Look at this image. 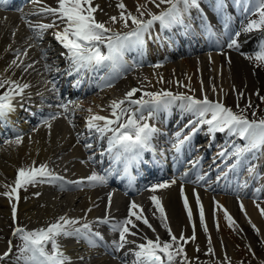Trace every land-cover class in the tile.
Masks as SVG:
<instances>
[{
  "label": "bare ground",
  "instance_id": "bare-ground-1",
  "mask_svg": "<svg viewBox=\"0 0 264 264\" xmlns=\"http://www.w3.org/2000/svg\"><path fill=\"white\" fill-rule=\"evenodd\" d=\"M203 1L207 5L213 6L212 8L216 11L215 15L220 16L222 20V25H230L229 15L232 8L229 9L228 13V9L226 12L220 11L217 8V2L214 0ZM120 2L121 0H93V6L99 5V9H101V11H98V9L94 15L97 21L105 22L114 31L126 32L129 29L124 28L122 23L113 24L110 21V17L112 16L119 17L121 9L117 5ZM122 2L126 6L127 12L138 15L136 12L137 5L145 4L146 0H122ZM44 6L55 8L57 7V0H41L40 3H34L32 0L31 4L25 7L29 9L22 12L23 17H32L25 18V20H17L9 12H0V80L7 79L18 81L20 84L26 83L30 85L29 88L24 90L23 99L17 97L14 101L15 111L10 113L5 121L0 122V140L7 138L8 143L6 147L11 146L8 152H5V146L0 148V155L8 157L9 161L12 160L11 165L19 163L22 167L26 165L30 167L34 164L38 167L41 164H46L48 169L56 175L60 172H67L69 174H66L71 177L77 176L75 181L82 180L91 175L93 171L88 160L93 159V155L98 151L96 149L99 146L98 144H100L102 139H106L107 137L101 138L94 130L89 131L86 128L85 121L90 114L88 110L91 109L92 113L112 118L110 117V103L113 100L123 99L129 90L136 88V85V89H139V91L135 93L132 99H140L139 93L157 92L161 88V90L171 91L174 94L183 93L199 99L207 95L211 101L222 100L225 106L234 111L245 109L244 103L256 91L258 82L254 66L245 58V55L241 54L244 53L243 50L253 46L257 42V33L255 31L242 34L239 37V43L241 44L239 50L229 49L225 46L217 52H211L210 55L198 54L200 51L198 48L202 46L200 45L198 48H191L190 50L192 51L189 52L190 54L188 53L189 56L175 59L178 54L183 53L181 50L190 45L189 42H196L202 36L210 39L211 36L206 31L208 25L211 26L214 33L218 32L215 23L209 17H202L200 15V7L198 6L190 9L188 15L191 19H193L192 17L195 18L194 22L200 28L198 33L190 29L187 30L190 32L189 34L184 28L183 32L180 27L162 30L158 23L155 24L151 30L150 39L146 38L145 40L146 42L150 41V43L145 44L142 50L128 51L129 55L136 58L134 63L141 64L137 68L135 67L134 75L128 74L129 69L127 70L126 66L121 72L114 74L113 79L106 78L98 86H94L83 92L81 95L82 99L74 100L72 103H68L65 100L62 101L61 104L68 105L67 112L62 108L63 112H52L51 118L46 119L48 123L41 122V124L29 127L25 117L31 116L33 110L40 113V97L48 96V92H50L53 85L52 82L57 83L55 76L57 71H46L45 65L56 66L53 69L63 68L66 70V63L68 61L66 56L60 53V50H63V53H66V50L54 38V32L58 31V28L54 27L44 31L42 39H48V42L42 44V39H37L33 28L29 26V23L32 26L52 23L53 17L51 15L36 14ZM165 7L167 5H161L160 8H157L154 4L147 3V9L153 13H158ZM101 13H104V15H101ZM233 16L236 27L232 31L234 35L249 20L242 18L241 20L243 21H241L236 10L233 11ZM144 18L147 19L148 17L145 16ZM128 23L132 27L131 21ZM164 32H168L171 35L173 42L163 43ZM37 43L40 44L35 47ZM169 45H171L173 50L171 52L166 50ZM175 46L179 48L176 49ZM102 50L106 51V49ZM44 54H46V59L42 58ZM13 60H16L20 67L12 65ZM145 60H151L153 65L144 64L143 61ZM29 64L32 67L25 71L24 68ZM158 64L160 66L156 67ZM107 71L112 72L113 70L108 68ZM93 72H81L80 80L86 78L85 81H88ZM136 79H138V82H136ZM161 79L163 82H161ZM109 84L111 86H108ZM202 88L203 91H201ZM213 88L216 89L215 92ZM238 93H243V95H238ZM144 98L147 99V97ZM178 103L171 106L168 110L158 111L155 117L149 119L147 122L156 127L153 121H163L164 127L167 126V129H170L168 124H175L176 121L181 122L179 119L173 120L177 117L180 118L181 115L188 121L194 120L195 117L190 113L182 111ZM124 107H130L135 112L137 106L126 104ZM18 113H24L25 116L18 118ZM55 113L65 115L67 117L66 121H61L58 116H54ZM148 113L149 108L146 106L137 113V116L143 115L147 117ZM245 115L249 119L247 109L245 110ZM52 117L55 118L53 119ZM124 119H127V114ZM30 128V133L25 134ZM203 129L208 134L206 142H204L202 148L198 147L200 143H197L195 152L200 153L201 157L206 152L208 145H212V143L214 145L213 153L205 155L207 157L204 158V162H202L203 164L200 167L202 170L196 171L195 169L196 165L201 163L202 158L188 157L189 159H187L182 168L184 174H188L185 177L187 181L180 180L179 175L174 173L168 182H171L175 178V184H171L170 187L164 189H157L155 192L149 188L139 198L132 201L143 209V217L148 220L151 228L142 221H137L135 216L131 217L132 221L138 226L137 228H132V231L137 232V235L128 236V239L135 241V244H127V250L121 254L125 260V264H134L135 257L133 250H135L136 244L144 243V236L155 240L156 236L159 235L162 240H169L168 232L161 225L159 212L156 211L153 202L150 200L152 195H156L161 201L168 217L169 227L177 237L180 236L182 231L185 237H191L194 231L193 224L195 225L196 239L194 241L190 240L187 244L183 245L188 257V264H240L241 258L245 254L253 260V263L264 264V217L261 216L259 209L256 207V203H260V207L264 208V187L261 186V184H264V154H258L255 158L249 156L248 158L251 160L243 168L247 171L249 163L256 165L255 177L249 176L248 172H244V177L248 175L245 182L251 180L254 182L253 184H246L242 188L243 190L239 189L236 192L232 191L227 194L218 192L222 189H227L228 186H232L229 184H232L234 180H231L229 177L224 178L226 175L224 168L219 169L214 174L219 179H217L218 177L208 176L210 170L207 163L210 160L216 159L214 164H220L223 157L219 158L218 153L222 150L232 149V146L237 141L240 143L239 145H242L243 141L236 136H232V140L224 145L220 141L225 138L227 132L209 133L207 125H203L201 130ZM13 133L17 135L22 133V141L19 144L11 141ZM159 133L160 131L153 137L151 144H156V141L159 143L157 136ZM187 133L185 132L184 134L186 135ZM108 135H111V133ZM171 136L169 138L172 141L170 146L166 147L168 148L166 152L171 157L173 156L175 161L183 160L186 157H183V154L190 149V144L187 142L180 152H177L173 148L175 137ZM215 137L218 140H215ZM86 144H91L92 147L87 148L85 147ZM90 157L91 159H89ZM229 159L233 160L231 162L227 160L230 163L229 165H231L234 162V158L231 157ZM194 161H197V164L195 163L194 165ZM149 166L152 167L154 165L150 164ZM5 167L11 168L8 165ZM226 170L228 173V168ZM198 176H204L205 179L197 183ZM229 180L231 181L229 182ZM240 181L241 186L245 185L242 180ZM181 185H183L184 198L188 200L189 206L193 210V223H189L184 209ZM80 186V189H76L77 185L69 183V190H66L59 185V181H54L47 185L39 184L36 192V194H39L36 196L37 199L33 201L31 199L28 203L31 210L30 214L26 215V219L28 220L26 224L34 226V229L46 227L50 222L55 221L57 217L63 215H67L70 218H79L81 222L88 221L94 224L101 214L113 206V199H111L109 206V199L104 198L105 192L98 185L89 186L87 181H85ZM7 188L10 191V188ZM60 189L65 190L61 191ZM197 194L204 209L208 228L207 234L199 222V212L196 207ZM114 200L117 202L118 207L125 203L122 199L118 200L115 198ZM7 201L9 199L5 196L2 203H7ZM214 201L222 205L223 209H226L231 215L235 221L233 228L229 227L224 218V211L217 209ZM8 203H10L11 207L13 203L16 204V208L20 206L19 199L13 198ZM241 204H243V211L241 210ZM148 209H150V212ZM133 211L139 214L140 209H134ZM217 224L219 225L218 229ZM253 225L258 229V234L257 231H254ZM25 229H28L27 226ZM209 238L211 239V246L214 249L215 255L205 254L209 246ZM75 239L73 237L70 240L68 239L69 241L67 242H59L63 251L71 258V264H119L113 259H108L96 247H90L84 240ZM100 242H103V245L105 244L102 240ZM237 242L240 243L237 245ZM106 246L113 247L112 242L107 243ZM7 248L8 246L4 240L0 239V255L7 251ZM197 248H199V251H197ZM249 248H251V251H249ZM179 260L180 258H177V264H179Z\"/></svg>",
  "mask_w": 264,
  "mask_h": 264
},
{
  "label": "snow or ice",
  "instance_id": "snow-or-ice-1",
  "mask_svg": "<svg viewBox=\"0 0 264 264\" xmlns=\"http://www.w3.org/2000/svg\"><path fill=\"white\" fill-rule=\"evenodd\" d=\"M6 2L7 0H0V4H5ZM33 2L40 3L41 0H33ZM147 3H152L157 8H160L161 5H167V7L158 13H153L147 9ZM244 3L245 11L251 10L258 18L249 20L246 25H242L240 31L229 37L227 44L229 49L239 50L241 48L239 37L242 34L251 33L254 30H264V0H244ZM117 6L121 9L120 15L119 17H110V21L113 24L122 23L124 28L129 29L126 32L114 31L105 22L97 21L94 14L99 9V5L93 6V0H57V7L44 6L36 13L45 16L51 15L53 17L52 23L38 24L36 26H32L29 23V26L33 28L37 39H42L44 31L47 29L54 27L59 29L54 32V38L66 50V53H61V55H65L69 61V75L74 72L94 71L104 67H108L118 73L126 67L124 63L125 53L130 50H142L146 42L145 37L151 36V30L155 24L158 23L162 30H171L175 27H183L185 30H190L191 25L185 22V18L189 15L190 9L198 7V0H146L145 4L137 5L136 12L138 15L127 12L122 0ZM222 7L223 0H217V8L220 9ZM145 16L148 18L145 19ZM129 21H131L132 27L129 26ZM225 27H227V24H225ZM206 31L209 36L215 35L210 25L207 26ZM102 49H106V51ZM241 54L245 55L246 59H254L258 64L264 65V41L260 43L258 50L253 54ZM42 58L46 59V54ZM12 65L20 67L16 60L12 61ZM159 66V64L156 65V67ZM30 67H32L31 64L27 65L24 70L27 71ZM45 69L46 71L59 70L53 69L51 65L47 64ZM161 82H163L162 79ZM52 83L53 90H55V82L53 81ZM6 86V91L0 93V122L5 121L8 115L15 111L14 101L17 97L23 99L24 90L30 87L29 84H20L18 81L0 80V88H5ZM108 86L111 85L109 84ZM137 91L139 89L133 88L125 94L123 99L113 100L110 103V117L112 118L92 113L91 109L88 110L90 114L85 121L86 128L89 131L94 130L101 138L107 137L108 148L106 151L113 154L117 161L123 159L126 164L133 163L139 160L142 152L150 150L151 141L159 129L150 125L147 121L153 119L158 111L168 110L171 106L176 105L177 102H179L178 106L182 111L195 117L194 120H190L185 125V129L191 127L190 132L185 135L184 129H181L174 133L175 143L173 148L177 152H180L182 147L191 140L203 125H207L209 133L227 132L230 136H236L243 141L242 145H233L231 152L222 150L218 153L221 157L231 156L234 158V163L229 166L230 170L243 163L249 156L255 158L258 154H264V118L251 120L247 118L245 110L251 107V104L246 105L245 109L234 111L225 106L222 100L211 101L207 95L199 99L192 95L174 94L167 90L144 92L140 99H132ZM201 91H203V88ZM213 91L215 92L216 89L213 88ZM238 95H243V93H238ZM144 97H147V99ZM261 99L264 100V97H261ZM126 104L137 106L136 111L133 112L130 107H124ZM146 106L149 108L148 116H137V113ZM60 107L65 112L68 111L67 104H61ZM237 107L239 106L237 105ZM126 114L127 119L125 120ZM253 117H255V112H253ZM52 118L54 119L55 117ZM45 123L48 122L45 121ZM109 133L111 135H108ZM21 141L22 136L18 134L14 142L19 144ZM85 147L91 148L92 145L86 144ZM195 163L197 162H193L194 165ZM247 171L249 176L255 177L256 165L250 163ZM110 174V171L107 170L105 174H98L93 171L91 175L82 180L68 183L80 186L87 181L89 186L105 185ZM186 175L187 173L184 174V176ZM204 179V176H198L196 182L198 183ZM62 180L63 178L48 169L46 164H41L38 167L33 164V166L27 168H19L14 187L7 186L10 191H6L2 195L8 197L11 202L13 198L19 199L18 190L21 188L36 183H52ZM175 183L176 179L174 178L171 182L152 185L151 190L155 192L157 189H164ZM244 186H246V183L241 187ZM37 195L39 194L37 193ZM181 196L189 223H193V210L189 206L188 200L184 198L183 185H181ZM150 200L153 202L156 211L159 212L161 225L168 232L169 240H162L159 235L156 236L155 240L144 236V243L136 244L135 250H133L134 264H177V258H180L179 264H188V257L183 245L190 240L194 241L196 239L195 225L193 224L194 231L191 237H185L183 231L177 237L169 227L166 211L159 198L156 195H152ZM214 203L217 209L224 211L225 220L229 227L233 228L235 221L228 211L223 209V206L219 205L218 202L214 201ZM110 204L111 194H109V206ZM196 207L199 212L200 225L207 234L208 228L205 213L198 194L196 195ZM256 207L259 209L261 216L264 217V208L260 207V203H256ZM138 208L140 209L139 214L133 211ZM241 210H244L243 204H241ZM16 212V204L13 203L12 215L14 223L16 221ZM133 216H135L137 221H142L151 228L148 220L143 217V209L134 202L129 206L128 217L121 221H110L107 215L102 219L97 218V221H95V223L109 224L112 231L118 232L119 239L112 242L115 251H120L127 244H135V241L128 239L129 235H137V232L132 231V228L138 227L131 219ZM92 223L88 221L81 222L79 218H70L67 215H63L57 217L55 221L50 222L46 227L33 230L16 227L13 230V235L18 236L22 241L17 260L20 264H71V258L66 255L59 243L60 238L74 237L82 239L90 247H95L97 242L102 240L103 237L99 232L92 230ZM218 227L219 225L217 224V229ZM253 229L258 234V229H256L255 225H253ZM153 231L155 230L153 229ZM208 243L209 246L205 254L215 255L210 238ZM11 248V241H9L8 250L0 255V261L9 256ZM197 251H199V248H197ZM249 251H251V248H249Z\"/></svg>",
  "mask_w": 264,
  "mask_h": 264
},
{
  "label": "rangeland",
  "instance_id": "rangeland-1",
  "mask_svg": "<svg viewBox=\"0 0 264 264\" xmlns=\"http://www.w3.org/2000/svg\"><path fill=\"white\" fill-rule=\"evenodd\" d=\"M98 11H101V9H99ZM101 15H104V13H101ZM248 15H250V17L252 18L251 20H255L258 18L257 15L254 14L252 11ZM257 31L259 34V38H258L257 43L253 47L243 50L244 54H247V55L253 54L255 51L258 50V46L260 45V43L262 41H264V30H257ZM43 41H45V39ZM43 44H44V42H43ZM37 45H35V46L37 47ZM179 58H181V57H179ZM249 62L254 66V69L256 71L255 76H256V80L258 83L256 86L255 93L249 99H247V102L245 101L246 103H244V105L246 106V105L251 104V107L246 108L249 119L264 118V100L261 99V97H264V65L258 64V62L254 59L249 60ZM147 63L151 64L149 66L153 65V63H151V62H147ZM134 71H135V69L130 68L128 71V74L134 75ZM2 80H7V79H2ZM136 82H138V79H136ZM6 89H7V86L5 88H0V92L3 93L4 91H6ZM161 91H162L161 88H159L157 92H161ZM253 112H255V117H253ZM19 118H21V117L19 116ZM30 131H31V128L28 131H26L25 134H29ZM21 134L22 133H19V135H21ZM16 136H17V134L13 133V135L11 137L12 138L11 141H15ZM6 139L7 138L0 140V148H3V146L6 147V145L8 143V139L7 140ZM10 147H6L5 152H8ZM210 149H211V147H210ZM11 164H12V160L9 161L8 157H3L2 155H0V239L4 240L5 244H7L8 247H9V241H11V245H12L11 252H10L9 256L7 257V259H4L1 262V264H20V262L17 260V256H18L20 247L22 245V241L18 236L13 235V230L16 227L25 228L26 226L28 228L27 230H33L34 229V226L31 225L32 226L31 227V226L26 224L28 222V220L26 219V217H27L26 215L30 214V210H31L28 203L31 201V199H32V201L37 199L36 192H37V188L40 184V183H36L34 185H28L27 187L21 188L18 190V197L20 200V203H19L20 206L17 207L18 213L17 212L16 213L18 216L16 215V221L14 223L13 222V215H12V207H11L10 203H8L9 201H7V203H2V200L5 198V196L2 194L4 192L8 191L7 186H10V185L14 186V182H15V179L17 176V170L22 167V165L19 163H15V165H11ZM7 165H8V167H11V168L9 169V168L5 167ZM27 166L28 165H26L24 167L26 168ZM149 210L150 209H148V211ZM245 221H248V220H245ZM61 241L66 242L67 239L66 238H60L59 242H61ZM239 243L237 242V245ZM7 250H8V248H7ZM8 258H9V261H8ZM13 260H15V261L12 262ZM240 264H255V263H253V260H251V258H249L245 254L241 258Z\"/></svg>",
  "mask_w": 264,
  "mask_h": 264
}]
</instances>
